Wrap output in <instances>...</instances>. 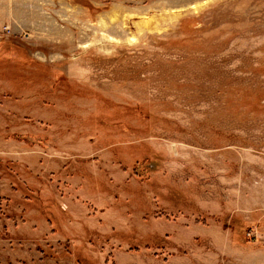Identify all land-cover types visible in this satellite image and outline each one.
<instances>
[{"label":"rangeland","instance_id":"rangeland-1","mask_svg":"<svg viewBox=\"0 0 264 264\" xmlns=\"http://www.w3.org/2000/svg\"><path fill=\"white\" fill-rule=\"evenodd\" d=\"M204 224L264 245V0H0V264H153Z\"/></svg>","mask_w":264,"mask_h":264},{"label":"crops","instance_id":"crops-1","mask_svg":"<svg viewBox=\"0 0 264 264\" xmlns=\"http://www.w3.org/2000/svg\"><path fill=\"white\" fill-rule=\"evenodd\" d=\"M195 221L197 222L198 220L195 219ZM198 230H201L199 231L198 240L193 243L190 241H182L180 243L182 246H185L183 250L185 248L186 255L183 251H179L180 249L177 247V244L173 246L177 249V252L173 251L170 259L171 264H264V245H257L251 241L242 240L243 238L234 236L235 230L230 231L220 224H204ZM207 251L208 253L212 252L211 257L206 256ZM152 257L155 260L153 264H169L170 262L168 257L165 260L159 259L156 256ZM148 264L152 263L148 262Z\"/></svg>","mask_w":264,"mask_h":264}]
</instances>
